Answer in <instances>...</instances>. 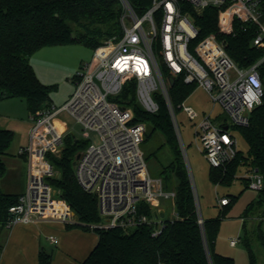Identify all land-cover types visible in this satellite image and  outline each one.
I'll return each instance as SVG.
<instances>
[{
  "label": "built area",
  "instance_id": "1",
  "mask_svg": "<svg viewBox=\"0 0 264 264\" xmlns=\"http://www.w3.org/2000/svg\"><path fill=\"white\" fill-rule=\"evenodd\" d=\"M121 1L122 33L94 51L92 61L77 74L76 91L69 101L60 108L31 114L30 144L19 150L29 165L27 190L10 208L7 228L49 219L78 222L50 181L61 176L53 158L61 157L66 140L72 138L84 145L74 162L76 179L97 201L99 221L90 229L130 233L155 226L153 236L157 235L163 220L154 213L164 209L165 200L174 202L176 194L165 190L162 178L149 173L142 149L146 126L134 123L133 109L116 100L131 81L136 82L137 102L146 112L158 113V97L165 100L180 146L170 78L176 83L182 77L186 84L202 87L232 122V129L225 123L216 125L211 116L200 117L192 107L183 105L182 110L196 126L195 135L205 157L211 167L219 168L240 152L237 128L250 124L253 111L264 98L259 73L264 64V0H152L143 16L137 15L128 0ZM181 3L197 13L217 8L218 33L194 45L199 31L190 15L183 13ZM236 23L255 27L253 46L263 53L247 68L236 64L227 52L225 39L219 37L233 35ZM63 114L81 127L83 142L68 132L67 122L62 121L64 127L56 123ZM93 136L98 144L90 141ZM245 179L251 189L264 190V177L259 173L253 171ZM219 204L226 207L230 200L222 198ZM49 239L54 245L59 243L54 237ZM239 241L232 240L230 245L235 247Z\"/></svg>",
  "mask_w": 264,
  "mask_h": 264
},
{
  "label": "trees",
  "instance_id": "2",
  "mask_svg": "<svg viewBox=\"0 0 264 264\" xmlns=\"http://www.w3.org/2000/svg\"><path fill=\"white\" fill-rule=\"evenodd\" d=\"M138 16H143L152 6V0H128ZM183 13L189 14L199 31L195 44L211 34L218 33V9L208 8L197 13L193 7L181 3ZM124 13L121 0H0V92L1 99H22L30 114L50 108L51 93L55 86L43 84L32 64L31 57L44 48L80 43L93 49L106 40L122 33L121 19ZM76 40L72 39V35ZM225 39L227 52L241 68L254 64L263 53L253 46L255 27L235 24L233 35L219 36ZM193 47V46H192ZM264 84V64L259 69ZM136 82L131 81L116 99L133 109L134 123L144 124V144L153 135L160 133L169 147L172 160L164 166L159 177L164 188L176 194L175 218L164 219L153 236L155 226H143L126 233L119 229L94 230L98 244L81 264H234V261L216 251V241L221 218L203 219L199 223V207L193 191L190 174L176 135L167 103L158 97L160 110L150 114L137 102ZM197 85H188L178 78L170 90L171 103L176 110L182 109ZM147 127L152 131L149 133ZM246 141L247 154L239 152L236 158L223 167H211L209 179L215 186H231L241 168L257 172L264 177V98L252 115L250 124L237 128ZM15 139V132L0 129V180L7 174L3 156L7 155ZM84 145L66 140L60 158H53V165L60 177L50 179L61 199L66 201L76 217L69 230L82 228L92 231L90 226L99 221L96 198L79 185L74 162ZM21 195L0 191V226L6 228L10 208L19 202ZM237 197H230L229 207ZM255 203L251 205V209ZM150 214V212H147ZM224 216V214H222ZM0 246V258L3 253ZM53 254L41 251L38 264H52ZM252 259V264H254Z\"/></svg>",
  "mask_w": 264,
  "mask_h": 264
},
{
  "label": "rangeland",
  "instance_id": "3",
  "mask_svg": "<svg viewBox=\"0 0 264 264\" xmlns=\"http://www.w3.org/2000/svg\"><path fill=\"white\" fill-rule=\"evenodd\" d=\"M93 55V49L80 43H74L66 46L44 48L31 57V64L39 80L45 85L55 86L51 93L50 109L60 108L69 101L76 91L75 79L77 74L82 73L85 66L92 61ZM183 105L192 107L200 114V117L203 114L211 116L216 125L225 123L230 125L232 129L229 116L221 106L214 105L210 95L202 87L194 90ZM175 113L182 137L183 157L190 174L202 218L205 220L221 218L216 241L217 253L231 258L234 264H252V259H254V264H264V190H254L248 186L249 181L245 179V176L252 175V172L244 167L239 170L237 179L231 186L213 185L209 179L211 165L195 135V124L190 121L182 109L176 110ZM30 116L31 114L24 100L17 98L1 99L0 92V129L15 132L14 142L7 155L3 156L7 166L6 176L0 180V191L3 193L14 191L20 185L25 186L27 184L29 165L27 159L19 155V150L28 147L30 144V134L33 126ZM62 121L70 125L68 132L73 133L81 142L84 141L81 127L69 115L63 114L56 123L60 127H64ZM147 131L150 133L152 129L147 127ZM236 137L239 150L247 154L249 147L246 141L239 132H236ZM90 141L98 144V139L94 136ZM164 144V136L156 133L149 142L145 144L143 142L142 145L149 173L154 178L159 177L160 170L172 160L171 151L167 146L156 156H152ZM230 197H237V199L229 207L222 208L219 204L220 199ZM253 203L255 205L249 209ZM163 208L166 212V219L172 220L175 218V207L172 200H165ZM76 218L79 220L78 217ZM41 229V231H38V228L36 229V238L40 241L41 250L53 254L55 264H61L62 260L72 257L71 255L81 254L80 250L84 246L81 247L76 242L69 245L65 244V248L62 243L56 247L50 245L48 241L50 235L56 236L61 241L64 234L67 233L64 222L42 223ZM96 235L93 232L88 233L86 236L88 239L85 242L92 244L96 240ZM10 236V230L7 227L0 226V246H3V244L6 246L7 241L11 238ZM239 239L237 246L232 247L230 245L232 240ZM8 246L7 244L8 257H17L23 249V245H11L10 249Z\"/></svg>",
  "mask_w": 264,
  "mask_h": 264
},
{
  "label": "crops",
  "instance_id": "4",
  "mask_svg": "<svg viewBox=\"0 0 264 264\" xmlns=\"http://www.w3.org/2000/svg\"><path fill=\"white\" fill-rule=\"evenodd\" d=\"M28 179V178H27ZM16 190V191H15ZM27 190V184L25 186L20 185L17 187V189H14V191L7 192L6 194H15V195H23ZM52 221H58V222H63L59 219H49L45 221H36L32 224H17L12 226L11 228H7L11 232V238L9 241H7V244L9 245L8 248L10 249L11 245L17 246V245H23V249L20 251L19 255L17 257H8L7 256V248L3 244V253L0 258V264H38L39 262V254L43 250L40 248V241L38 238H36V229L38 228V231H41V226L42 223L46 222H52ZM65 226L67 228V225H75L74 223L76 222H64ZM67 233L64 234L62 240L58 239L54 235H50L48 237V241L51 246H58V245H64L65 244L69 245L73 242L78 243L83 247L82 250H80V255H76L72 257H68L66 260H62L60 262L61 264H81L84 262L87 257L90 255V253L94 250V248L98 244V236L96 235L95 238L96 240L93 241L92 244H88L85 242L88 238H86L88 233H95L94 231H85L82 228H74L69 230L68 228L66 229ZM96 234V233H95ZM50 237L56 238L59 243L57 245H54L50 242ZM25 246V247H24ZM27 247V248H26ZM63 248V247H62ZM45 251V250H43ZM52 264H55L54 259Z\"/></svg>",
  "mask_w": 264,
  "mask_h": 264
},
{
  "label": "water",
  "instance_id": "5",
  "mask_svg": "<svg viewBox=\"0 0 264 264\" xmlns=\"http://www.w3.org/2000/svg\"><path fill=\"white\" fill-rule=\"evenodd\" d=\"M72 39L76 40V36L74 34L72 35ZM170 84H171L172 87L175 86L174 78H170ZM154 215H155L156 218H160L162 220H164L166 218V212H165L164 209H160L159 211H156L154 213ZM199 216L202 217L200 210H199Z\"/></svg>",
  "mask_w": 264,
  "mask_h": 264
}]
</instances>
